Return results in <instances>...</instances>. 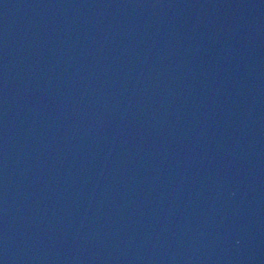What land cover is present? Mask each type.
<instances>
[{
  "label": "water",
  "instance_id": "obj_1",
  "mask_svg": "<svg viewBox=\"0 0 264 264\" xmlns=\"http://www.w3.org/2000/svg\"><path fill=\"white\" fill-rule=\"evenodd\" d=\"M0 264H264V0H0Z\"/></svg>",
  "mask_w": 264,
  "mask_h": 264
}]
</instances>
